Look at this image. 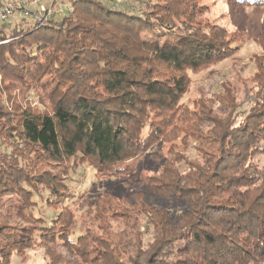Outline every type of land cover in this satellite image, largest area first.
Returning a JSON list of instances; mask_svg holds the SVG:
<instances>
[{"label":"trees","instance_id":"1","mask_svg":"<svg viewBox=\"0 0 264 264\" xmlns=\"http://www.w3.org/2000/svg\"><path fill=\"white\" fill-rule=\"evenodd\" d=\"M69 2V15L42 27L4 24L0 37L10 39L0 44V199L22 200L1 216L0 264L57 240L89 264H119L122 250L138 253L130 264L142 256L145 264H264V62L251 96L222 82L189 109L182 98L192 75L230 52L222 27L197 25L189 0ZM36 89L45 109L29 103ZM160 143L171 152L160 172L129 203L99 197L93 215L105 224L72 240L80 200L71 175L86 166L100 178L121 175ZM140 214L146 237L111 230L114 218L127 225Z\"/></svg>","mask_w":264,"mask_h":264},{"label":"rangeland","instance_id":"2","mask_svg":"<svg viewBox=\"0 0 264 264\" xmlns=\"http://www.w3.org/2000/svg\"><path fill=\"white\" fill-rule=\"evenodd\" d=\"M189 3H191L193 9L189 6L188 14L191 13L193 21L201 27L206 25L222 27L231 48L227 57L213 67L192 75L190 87L182 98L183 103L189 109H192L195 101L211 99L215 92L221 91L220 85L222 82L229 83L237 92H244L251 96L252 93L249 91L253 85V77L257 72L256 65L258 62H264V4L261 6H245L233 0H189ZM180 7H182V4ZM15 18L18 19L19 17L16 15ZM13 23V19H10V27L13 26ZM36 90L29 94V103L33 107L45 109L49 104L45 92L40 89ZM5 98L4 96V102L6 101ZM241 119L239 117L237 121ZM169 145V143H160L153 146L147 153L131 160L128 163L129 170L118 176L100 178L91 166L78 169L76 174L71 175L70 188L80 200L76 204L75 222L71 227L72 240H75L81 231L86 229L94 231L97 225L102 228V225L105 224L103 219L95 220L93 215L92 204L99 197L109 195L112 201H127V203L132 201L129 197L130 192L135 189H143L148 177L157 175L160 172L163 161L171 155L168 150V148L170 149ZM181 148L182 146L178 144L175 150L179 151ZM261 165H264V158H261ZM60 167L46 166L48 170L54 172L60 171ZM82 195L87 202L80 197ZM20 201L22 200L16 196H3L0 199V222L6 209H15ZM160 202H164V204L171 203V201L169 203ZM40 211L47 216L52 215V212L44 206L40 207ZM132 219L131 224L128 222L126 225L125 223L119 224L120 221L125 220L123 217L114 218L113 224H110L111 230L114 233L124 230L126 234L134 231L138 235L137 237H146V234H142L144 228L140 224L143 215L136 216L135 223L133 216ZM17 222L22 223L20 220ZM89 224H93V227H90ZM130 225L132 227L129 228ZM117 227H119V230H117ZM135 240L136 237H133L131 239L132 243H135ZM114 241H118L117 237L113 238ZM61 244L62 242L57 240L45 247L38 246L28 249L23 255L14 256L11 264H89V258L81 256L78 250L75 251ZM145 249L139 250V254L144 252ZM130 250L133 251V248ZM136 254L128 250H122L116 253L115 256L119 264H130V258ZM142 258L143 256L139 258V264H145V258ZM132 264L137 263L132 262Z\"/></svg>","mask_w":264,"mask_h":264},{"label":"built area","instance_id":"3","mask_svg":"<svg viewBox=\"0 0 264 264\" xmlns=\"http://www.w3.org/2000/svg\"><path fill=\"white\" fill-rule=\"evenodd\" d=\"M72 10L69 0H0V37L4 31V24H9L10 19L14 21L13 26L25 22L42 27L54 18L61 19L69 15ZM16 15L18 19L15 18ZM9 40H0V44ZM1 87L0 73V89Z\"/></svg>","mask_w":264,"mask_h":264}]
</instances>
